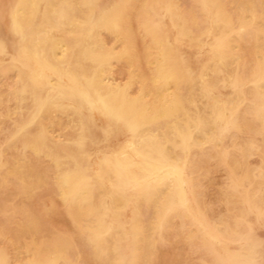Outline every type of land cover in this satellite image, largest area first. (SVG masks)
I'll list each match as a JSON object with an SVG mask.
<instances>
[{"label": "bare ground", "instance_id": "obj_1", "mask_svg": "<svg viewBox=\"0 0 264 264\" xmlns=\"http://www.w3.org/2000/svg\"><path fill=\"white\" fill-rule=\"evenodd\" d=\"M263 230L264 0H0V264H264Z\"/></svg>", "mask_w": 264, "mask_h": 264}, {"label": "rangeland", "instance_id": "obj_2", "mask_svg": "<svg viewBox=\"0 0 264 264\" xmlns=\"http://www.w3.org/2000/svg\"><path fill=\"white\" fill-rule=\"evenodd\" d=\"M187 54H188V58H189V63L191 65H196V62L199 60V57L192 51V50H188L187 51ZM64 117H61V120L60 122H64ZM13 148V149H12ZM12 149V150H11ZM9 152V153H8ZM9 154V155H8ZM18 152L16 151V148L14 147H10L9 149H7V156L8 158H12L14 156H17ZM35 156H29V162L31 163V166L34 168V169H40L41 167H46L48 164L47 162L45 161V159L42 160L41 157H35L36 159H34ZM33 159V160H32ZM33 161V162H32ZM44 161V162H43ZM35 164V165H34ZM47 164V165H46ZM40 165V166H39ZM40 167V168H39ZM218 172H216V177L218 176ZM220 176V175H219ZM219 176L217 178H219ZM35 199L37 201V193L34 194V196L32 197V202L29 204L30 208L33 207V205L35 204ZM34 200V201H33ZM264 231V230H263Z\"/></svg>", "mask_w": 264, "mask_h": 264}]
</instances>
